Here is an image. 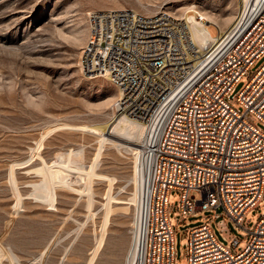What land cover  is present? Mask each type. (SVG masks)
Listing matches in <instances>:
<instances>
[{"label": "rangeland", "instance_id": "374dc122", "mask_svg": "<svg viewBox=\"0 0 264 264\" xmlns=\"http://www.w3.org/2000/svg\"><path fill=\"white\" fill-rule=\"evenodd\" d=\"M192 4L216 15L239 12L238 0H0V264L128 263L139 195L133 180L136 161L127 143L109 136L114 133L111 120L120 113L106 101L116 87L105 77L81 70V53L90 33L88 13L130 8L146 15L167 12L180 19L178 15ZM218 26L207 25L212 36L221 31ZM263 64L264 53L230 98ZM234 106L244 110L240 104ZM255 123L264 130L263 122ZM99 126L103 127L99 132L92 128ZM100 134L109 138L108 144ZM112 140L122 144L116 146ZM82 147L85 190L77 184L48 185L44 169L53 165L57 154ZM169 203L174 210L170 219L176 264H189L185 232L211 218L218 239L230 245L215 218L221 208L181 220L180 191L171 190ZM262 215L264 201L247 214L248 226L253 228ZM225 221L242 239L237 250L243 251L250 240L248 231L230 218Z\"/></svg>", "mask_w": 264, "mask_h": 264}, {"label": "built area", "instance_id": "2783aa9c", "mask_svg": "<svg viewBox=\"0 0 264 264\" xmlns=\"http://www.w3.org/2000/svg\"><path fill=\"white\" fill-rule=\"evenodd\" d=\"M89 23L81 70L109 77L122 92L114 109L145 127L135 264H176L172 189L181 193V220L221 208L215 218L231 242L218 239L214 218L190 228L189 264H264V215L253 228L247 219L264 201V130L255 123H264V64L230 98L264 53V0H250L201 50L187 23L167 12L94 10ZM225 218L248 231L243 251Z\"/></svg>", "mask_w": 264, "mask_h": 264}, {"label": "bare ground", "instance_id": "6f19581e", "mask_svg": "<svg viewBox=\"0 0 264 264\" xmlns=\"http://www.w3.org/2000/svg\"><path fill=\"white\" fill-rule=\"evenodd\" d=\"M249 1L250 0H238L237 11L240 12L243 6L247 5ZM122 9H125V8H122ZM91 12L92 11H89L88 15H90ZM157 13H161V12L158 11ZM178 17L187 23L190 29L191 37L195 45L199 47V50H201L205 45H209L210 42L216 40L222 33L226 32L230 28V26L232 25V23L234 22L237 16L236 14H234L233 10L229 11L227 15L222 16V15H216L211 10L205 9L204 7L199 8V6L192 4L189 7H185L182 13L178 15ZM209 23L219 25L218 27H220L221 31H219L218 35L212 36L209 33L208 28H207V25ZM89 35L90 33L88 31V37L86 38V43L89 40ZM99 77H105V79L110 80V78L107 76H99ZM116 89H117L116 93L111 99L106 101V105L114 104L115 106V104L117 103V100L121 97L122 95L121 89L119 87H116ZM117 113H120V114H117L116 116L113 117V120H111V122L114 123V126L111 131H113L114 133H109V136H111L114 139H118V140H121L127 143L126 149L129 150V152H133L135 156V161H136L135 162L136 172L133 177V180L135 181L136 186L139 187L138 188L139 195L137 198V202L135 203L137 205L135 207V216L133 215L134 216L133 218L134 219L133 220L134 241H133V245L130 251L129 260L127 263V264H135V258H136L135 237H136V226H137V218H138V212H139L141 187H142L140 152H141V145L144 139V130H145L144 128L145 127L142 121L135 119L121 111H118ZM99 127H92V128L96 129L97 132H99L100 130L103 129V127H100V128ZM99 139H101L102 142H106L109 140V138L108 140H106L103 134H100ZM110 143L115 144L116 146L122 144L121 142H120L121 144H119V142H115L113 140ZM116 143H118V145ZM83 152L84 151L82 147V149H76V150L73 149L71 151L68 150V152L62 151L59 154H57V158L55 159L53 165L48 166L46 169H44L46 182L49 183L48 185H54L57 187H72L73 185L77 184L78 186H81L82 191H83L85 186L88 184V180L87 178H85L86 175L84 173L86 165L82 158ZM94 166L95 164H93L92 167ZM91 205L92 203L89 202L88 206H91ZM83 224L84 223H82V225ZM48 249H49V246L46 247V250L43 252V255L48 251Z\"/></svg>", "mask_w": 264, "mask_h": 264}]
</instances>
